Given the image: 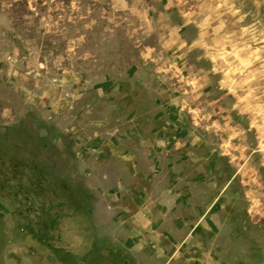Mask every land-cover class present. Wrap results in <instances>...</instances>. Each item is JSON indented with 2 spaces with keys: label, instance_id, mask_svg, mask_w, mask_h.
<instances>
[{
  "label": "rangeland",
  "instance_id": "374dc122",
  "mask_svg": "<svg viewBox=\"0 0 264 264\" xmlns=\"http://www.w3.org/2000/svg\"><path fill=\"white\" fill-rule=\"evenodd\" d=\"M0 264H264V0H0Z\"/></svg>",
  "mask_w": 264,
  "mask_h": 264
},
{
  "label": "crops",
  "instance_id": "0c3cea01",
  "mask_svg": "<svg viewBox=\"0 0 264 264\" xmlns=\"http://www.w3.org/2000/svg\"><path fill=\"white\" fill-rule=\"evenodd\" d=\"M197 173H198V172H197ZM204 174H206V173L204 172ZM188 176H190V175H188ZM195 176H196V175H195ZM187 184H188V186H190L191 183H187Z\"/></svg>",
  "mask_w": 264,
  "mask_h": 264
}]
</instances>
